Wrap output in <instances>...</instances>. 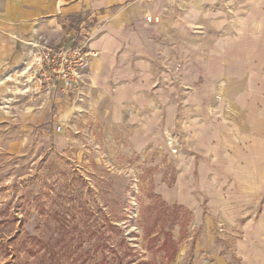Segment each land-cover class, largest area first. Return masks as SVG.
<instances>
[{
  "label": "rangeland",
  "instance_id": "1",
  "mask_svg": "<svg viewBox=\"0 0 264 264\" xmlns=\"http://www.w3.org/2000/svg\"><path fill=\"white\" fill-rule=\"evenodd\" d=\"M261 4L156 0L178 21L148 108L112 119L100 100L69 139L0 127V264H116L119 236L123 264H264V67L217 61Z\"/></svg>",
  "mask_w": 264,
  "mask_h": 264
},
{
  "label": "crops",
  "instance_id": "2",
  "mask_svg": "<svg viewBox=\"0 0 264 264\" xmlns=\"http://www.w3.org/2000/svg\"><path fill=\"white\" fill-rule=\"evenodd\" d=\"M168 2L158 0L163 6ZM170 16L157 9L156 0H0V127L19 129L15 139L32 132L69 139V128L82 126L100 100L98 110L112 119L133 108H148L159 52L178 21ZM250 16L241 31L229 29L219 36L226 48L217 59L222 78L235 75V64L243 70L248 63L264 67V4ZM78 36L88 37L87 46L95 54L73 91L46 89L32 80L44 43ZM231 50H237V56L231 57ZM255 85L264 90L262 75ZM25 86L27 92L12 94Z\"/></svg>",
  "mask_w": 264,
  "mask_h": 264
},
{
  "label": "built area",
  "instance_id": "3",
  "mask_svg": "<svg viewBox=\"0 0 264 264\" xmlns=\"http://www.w3.org/2000/svg\"><path fill=\"white\" fill-rule=\"evenodd\" d=\"M87 41V36H78L55 45L44 43L34 63L36 71L32 80H38L46 89L73 91L95 54L88 48ZM55 130L59 131L60 126Z\"/></svg>",
  "mask_w": 264,
  "mask_h": 264
},
{
  "label": "trees",
  "instance_id": "4",
  "mask_svg": "<svg viewBox=\"0 0 264 264\" xmlns=\"http://www.w3.org/2000/svg\"><path fill=\"white\" fill-rule=\"evenodd\" d=\"M107 227L110 228V230H111V228H114L115 226L114 225H111L110 223H107ZM120 233H121V230L118 229V231L115 232V235H118V234L120 235ZM100 235H101V238H100V241H101L100 242V245H101V247H107V245H106L107 243L104 244L105 240H107V239L104 238V236L102 235V233ZM53 240H54V243H56V244L59 243V240L58 239H54L53 238ZM61 241H63V243H64V240L63 239H61ZM39 243H40V245H42L43 248L45 247V245H43V242H40L39 241ZM63 243H62V245H64ZM124 243H125V238L123 236H119V237H117L116 243H113L111 245H108L110 248H112L111 251L115 254V257H114L115 259L114 260H116V264H123V263H127L128 262V261H126V262L124 261V257L127 256V255H130L129 253H130V250H132V248L131 249L128 248V247H125L124 248L123 247V244ZM168 243H169V241L166 239V240H164V243H163L162 246H164V245H166ZM49 253L52 254L50 250H49ZM167 254H169L168 255V259L173 258L174 257V254H175L174 248H173L172 252L168 250L167 251ZM105 263L106 264H109L108 261H106Z\"/></svg>",
  "mask_w": 264,
  "mask_h": 264
},
{
  "label": "bare ground",
  "instance_id": "5",
  "mask_svg": "<svg viewBox=\"0 0 264 264\" xmlns=\"http://www.w3.org/2000/svg\"><path fill=\"white\" fill-rule=\"evenodd\" d=\"M27 91H28V86H25V87H22V88H18V87H16V88L13 89L12 94H13V93H14V94H16V93H20V94H22V93H25V92H27Z\"/></svg>",
  "mask_w": 264,
  "mask_h": 264
}]
</instances>
